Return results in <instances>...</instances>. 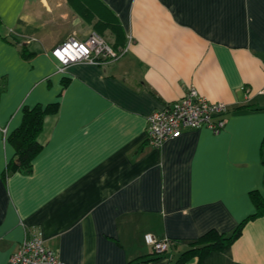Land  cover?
<instances>
[{
    "label": "crops",
    "instance_id": "1",
    "mask_svg": "<svg viewBox=\"0 0 264 264\" xmlns=\"http://www.w3.org/2000/svg\"><path fill=\"white\" fill-rule=\"evenodd\" d=\"M92 31L126 51L59 70L54 46ZM190 85L227 104L224 127L148 144L147 115ZM263 85L264 0H0V264L37 231L67 264H171L231 232L264 196ZM50 103L31 171L3 176L23 109ZM184 264H264V216Z\"/></svg>",
    "mask_w": 264,
    "mask_h": 264
},
{
    "label": "built area",
    "instance_id": "2",
    "mask_svg": "<svg viewBox=\"0 0 264 264\" xmlns=\"http://www.w3.org/2000/svg\"><path fill=\"white\" fill-rule=\"evenodd\" d=\"M126 47L114 48L104 36L92 31L85 38L75 34L67 36L51 50L62 70L66 65L84 61L103 64L118 59ZM264 93V85L258 90ZM228 106L223 101H211L190 85L177 99L163 108L155 109L146 117L145 134L148 144L159 147L170 138L179 136L187 128L206 127L218 133L225 125ZM145 242L156 253H163L171 246L168 238L156 239L144 235ZM7 264H67L51 247L44 244L40 233L25 234L18 247L8 258Z\"/></svg>",
    "mask_w": 264,
    "mask_h": 264
},
{
    "label": "trees",
    "instance_id": "3",
    "mask_svg": "<svg viewBox=\"0 0 264 264\" xmlns=\"http://www.w3.org/2000/svg\"><path fill=\"white\" fill-rule=\"evenodd\" d=\"M56 105L57 103H50L45 107L36 105L23 109L21 123L9 135V141L14 147L15 154L7 162L3 176L15 171L23 173L31 171L32 160L41 149L38 134L42 127L43 118L47 113L55 111ZM262 153L264 163V142ZM250 195L255 206V211L252 214L239 222L231 232H218L214 229L207 230L204 234L191 241L188 247L181 251L171 264H184L192 255L201 258L211 250L227 247L240 234L245 221L253 217L264 216V196L257 190H251ZM151 259L153 257L137 259L132 263L130 262V264H143Z\"/></svg>",
    "mask_w": 264,
    "mask_h": 264
},
{
    "label": "rangeland",
    "instance_id": "4",
    "mask_svg": "<svg viewBox=\"0 0 264 264\" xmlns=\"http://www.w3.org/2000/svg\"><path fill=\"white\" fill-rule=\"evenodd\" d=\"M103 35V34H102ZM104 36V35H103ZM106 38V36H104ZM107 40V39H106Z\"/></svg>",
    "mask_w": 264,
    "mask_h": 264
}]
</instances>
